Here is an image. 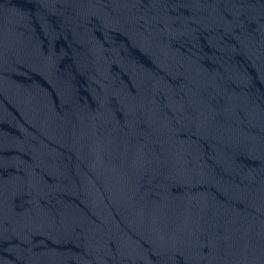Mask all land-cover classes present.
<instances>
[{"label":"water","instance_id":"obj_1","mask_svg":"<svg viewBox=\"0 0 264 264\" xmlns=\"http://www.w3.org/2000/svg\"><path fill=\"white\" fill-rule=\"evenodd\" d=\"M0 264H264V0H0Z\"/></svg>","mask_w":264,"mask_h":264}]
</instances>
